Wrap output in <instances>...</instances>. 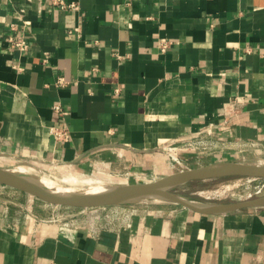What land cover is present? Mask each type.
<instances>
[{
	"label": "crops",
	"instance_id": "crops-1",
	"mask_svg": "<svg viewBox=\"0 0 264 264\" xmlns=\"http://www.w3.org/2000/svg\"><path fill=\"white\" fill-rule=\"evenodd\" d=\"M64 2L78 9L0 0V153L142 171L197 136L227 143L216 160L264 151V0ZM17 37L26 51L11 49ZM27 201L0 188V264H264V207L149 203L95 227L50 222L36 199L29 218Z\"/></svg>",
	"mask_w": 264,
	"mask_h": 264
},
{
	"label": "water",
	"instance_id": "water-1",
	"mask_svg": "<svg viewBox=\"0 0 264 264\" xmlns=\"http://www.w3.org/2000/svg\"><path fill=\"white\" fill-rule=\"evenodd\" d=\"M232 177L264 179V164H246L225 161L173 173L155 181L114 185L104 192L58 193L41 185L36 177L0 167V186L32 196L47 205L90 209L102 207H129L145 203H168L181 206L198 214L222 215L246 209L264 207V195L238 202L201 203L176 194L179 186Z\"/></svg>",
	"mask_w": 264,
	"mask_h": 264
},
{
	"label": "rangeland",
	"instance_id": "rangeland-1",
	"mask_svg": "<svg viewBox=\"0 0 264 264\" xmlns=\"http://www.w3.org/2000/svg\"><path fill=\"white\" fill-rule=\"evenodd\" d=\"M250 148L247 154L251 157L245 160H228V161H239L246 164H264V151L260 147L248 146ZM186 152V153H183ZM159 164L155 167L145 166L142 167V171H138V166H128L127 168L115 167L114 169L108 170L106 167H98L96 165L90 164L89 166L79 165L78 163L69 164L64 162H59L53 159L47 158H35L22 153H0V167L4 169L14 170L15 166L20 164H26L32 168H36L38 171L46 174L49 173L54 176L59 175V171L56 168H65L66 172L72 170L74 172H80L82 174V179H72L75 186L89 187L94 182L101 183H113L115 185L122 184H136L143 183L147 180L155 181L165 176L173 173H177L179 169L178 166L183 164L186 169H181V171L193 169L201 166H205L217 162H225L224 160H216L213 156H208L206 154H200L196 151H164L158 155ZM163 165V166H161ZM63 168V169H64ZM68 170V171H67ZM143 171L146 173L144 176L140 175ZM134 176V177H132ZM67 178V179H68ZM130 179V180H129ZM263 184L262 179H257L252 183L247 182V178L243 177H232L217 180H209L203 182H192L182 186L177 187L173 191L189 200H193L201 203H218V202H238L249 200L248 194L255 190L257 187H261ZM0 188H6L0 186ZM9 189V188H7ZM13 190V189H11ZM226 191V193L224 192ZM218 191V192H217ZM209 192V193H208ZM222 192V193H221ZM211 194L208 196V194ZM219 193V194H218ZM207 197H206V195ZM217 196H216V195ZM221 194V196H220ZM226 194V195H225ZM26 195V194H25ZM264 191L262 195L263 196ZM259 196H253L256 198ZM217 197V198H216ZM219 197V198H218ZM250 198V199H252ZM37 200V199H36ZM147 204H141L137 206H132L137 208L139 206H148ZM66 207H59V214L65 211ZM71 210L74 208H70ZM108 209V208H107ZM102 211V210H101Z\"/></svg>",
	"mask_w": 264,
	"mask_h": 264
},
{
	"label": "built area",
	"instance_id": "built-area-1",
	"mask_svg": "<svg viewBox=\"0 0 264 264\" xmlns=\"http://www.w3.org/2000/svg\"><path fill=\"white\" fill-rule=\"evenodd\" d=\"M52 4L58 6L59 9L63 11L69 10H77V5L74 3H65L64 0H49ZM10 47L12 50L23 52L27 50V44L25 39L17 37V38H9ZM168 45L167 42H161V47L164 49ZM58 84H64L63 80L59 79L57 81ZM54 111L57 113H61V107L59 105L54 106ZM49 134L56 141H67L69 139V131L67 128H57L50 127ZM249 146L259 147L257 144H251ZM227 148V143L222 142L221 140L215 138L214 136H197L195 138H189L182 142L181 144H177L167 151H177L186 150V151H196L200 154H206L208 156H214L223 152V150ZM257 179L247 178L248 183H252ZM261 187L255 188L254 191L248 194V199L253 196L262 195L264 191V179ZM28 198L29 207L22 206L23 210L26 212L29 218L33 217L31 213V203L35 199L32 196L26 195ZM52 210L54 211V215L51 216L50 222H56L63 226H70L74 224L79 219L88 220L90 226H99L101 225H110L113 222L124 223L129 220L135 213L136 208L129 207H102V208H90V209H70L65 208V211L59 214V206H52ZM108 208V209H107ZM102 210V211H101ZM74 222V223H73Z\"/></svg>",
	"mask_w": 264,
	"mask_h": 264
},
{
	"label": "bare ground",
	"instance_id": "bare-ground-1",
	"mask_svg": "<svg viewBox=\"0 0 264 264\" xmlns=\"http://www.w3.org/2000/svg\"><path fill=\"white\" fill-rule=\"evenodd\" d=\"M161 166H163V165H161ZM63 168H61V167L58 169L56 168V170L59 171L58 173L60 174L59 175L60 177L54 176V175H52V173L51 174H49V173L44 174V173L38 171L36 168H32L31 166L26 165V164H20V165L15 166L14 171H16L17 173L22 174V175L36 177V180L41 185L46 186L48 189L54 190L58 193H65V194H70V193H84V194L100 193V192H104L108 188L115 185L113 183L94 182V184H92L89 187H84L82 185L81 186H75L72 181H69V178L79 180V179H82L83 175L80 174V172H74L72 170H70V171L67 170L68 172H66L65 168L64 169ZM178 168L179 169L177 170V172H180L181 169H186L183 164H180L178 166ZM132 177H134V176H132ZM224 192L226 193L225 190H224ZM211 194H213V193L208 194V196H210ZM220 196H221V194H220ZM206 197H207V195H206ZM153 203H160V201L159 200L153 201Z\"/></svg>",
	"mask_w": 264,
	"mask_h": 264
}]
</instances>
